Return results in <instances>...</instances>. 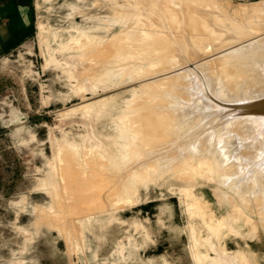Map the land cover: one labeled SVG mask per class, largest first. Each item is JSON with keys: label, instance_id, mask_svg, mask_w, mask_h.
Returning <instances> with one entry per match:
<instances>
[{"label": "rangeland", "instance_id": "374dc122", "mask_svg": "<svg viewBox=\"0 0 264 264\" xmlns=\"http://www.w3.org/2000/svg\"><path fill=\"white\" fill-rule=\"evenodd\" d=\"M37 2L41 5L37 6ZM263 34L264 0H0V264H264V216L260 218L256 211L245 212L263 227L256 231L243 226L241 219L247 217L240 208L234 214L242 216L231 214L233 203L226 198V188L216 181L218 177L211 178L203 170L195 173L197 167L190 168L189 159L181 162L182 166L188 165L179 166L180 179L173 183L170 171L164 174L159 169H145L148 173H142L145 167L141 168V164L146 159L140 157L145 158L152 148L148 145L157 146L152 138L163 136L162 131L150 132L154 121L147 118V108H161L159 100L169 95L182 100L193 96L192 92L185 95L188 89L184 86L192 82L187 81L191 78L186 76L187 72L184 74L186 69L195 62L209 65L215 61L211 67L206 64L208 72L219 67L220 75L225 65L212 67L215 57L223 64L225 52L231 47ZM174 41L182 42L179 48L184 51H178ZM199 49L200 56L191 53ZM185 51V57L194 65L188 59H183L189 61L184 62L185 66L181 62ZM220 54L224 59L221 56L222 60H218ZM233 65L229 68L241 72L227 67L228 71V64L222 68L226 72L221 71L229 72L227 75L233 72L236 78L240 73L242 82L239 83V77L238 84L232 80L238 87L227 86L242 92L241 83L247 86L246 75L242 66ZM216 72H212L214 76ZM183 76L187 77L185 84ZM228 77L224 78L229 80ZM160 81L165 82V87ZM144 84L152 90L144 89ZM166 84L175 89L169 91ZM183 84L184 96L180 92L184 91L183 87L180 90ZM193 85L192 82L190 87L195 92ZM164 90L168 91L164 94ZM172 91L175 93L168 94ZM191 97L184 101L187 103ZM169 98L165 102L176 101V96ZM150 101H154L153 107ZM241 105L235 108H242ZM167 106L161 109L169 111ZM169 122L168 128L172 124ZM175 127L177 130L178 125ZM168 128L165 131L170 134ZM117 129H126L123 133L128 135L119 134ZM122 134L126 141H122ZM172 136L167 142L177 140ZM235 139L239 142L241 138ZM69 157L75 160L71 170L81 169L79 173L74 171V178H69V166L65 165ZM140 158L141 169L137 171L141 174L136 171V160ZM92 165L99 172L102 170L97 172L99 177L95 174L98 182L102 179L101 187H97L95 175L85 173ZM192 170L197 175L188 179ZM91 176L97 185H92ZM118 176V186L108 188V180ZM193 177L199 179L191 182ZM166 178L170 181H164ZM93 186L98 188L94 193ZM193 186L197 187L198 197L204 196L202 202L207 200L202 208L204 213L196 210L195 199H186L182 194L185 189L193 190ZM73 191L79 194L77 198L85 195L73 198ZM89 194L97 196L92 198ZM234 216L241 219L236 222ZM210 222L216 223L215 227H210ZM235 222L240 223L237 226Z\"/></svg>", "mask_w": 264, "mask_h": 264}, {"label": "bare ground", "instance_id": "6f19581e", "mask_svg": "<svg viewBox=\"0 0 264 264\" xmlns=\"http://www.w3.org/2000/svg\"><path fill=\"white\" fill-rule=\"evenodd\" d=\"M208 1V0H207ZM41 5V3L40 2H37V6H40ZM206 5V4H205ZM214 5V4H213ZM203 7H204V5H203ZM252 11V10H251ZM253 12V11H252ZM194 20H196V19H194ZM193 20V21H194ZM193 21H191V22H193ZM196 21H198V20H196ZM190 22V25H192V27H194L195 25L194 24H192ZM193 23H195V24H197V22H193ZM200 23V22H199ZM218 23V22H217ZM194 25V26H193ZM217 26V25H216ZM220 26V25H219ZM184 27V26H183ZM199 27V26H198ZM200 27H201V25H200ZM203 27V26H202ZM197 28V27H196ZM216 28V27H215ZM164 29V28H163ZM194 29V28H193ZM202 29V28H201ZM196 30V29H195ZM189 31V30H188ZM199 31H201L200 30V28H199ZM195 32V31H194ZM203 32V31H202ZM197 33H198V31H197ZM200 34V33H199ZM212 34H213V32H212ZM196 35H198V34H196ZM209 35V34H208ZM233 36L235 35L234 33L232 34ZM123 36V35H122ZM201 36V35H200ZM199 36V39L201 38ZM205 36V35H204ZM204 36L202 37V40H203V38H204ZM210 36V35H209ZM190 37V36H189ZM189 37H187V38H189ZM196 37V36H195ZM198 37V36H197ZM196 37V38H197ZM177 38V37H176ZM184 38L185 37H183V42H184ZM174 39V38H173ZM179 41H180V39L179 38H177ZM177 39H175V41H177ZM182 40V39H181ZM186 40H188V39H185V42H186ZM194 40H197V39H194ZM202 40L200 41V44H201V42H202ZM174 41V43H176ZM190 41H192V40H190ZM190 41H188V43H191L192 44V42H190ZM197 41H199V40H197ZM203 41H206L205 39L203 40ZM113 42V41H112ZM208 42V41H207ZM116 43V42H115ZM177 43H178V41H177ZM176 43V45H178V47H177V49L179 48V45L182 43V42H180V44H177ZM205 43V42H204ZM203 43V44H204ZM209 43V42H208ZM186 44L187 43H185V45H184V43H183V46H186ZM190 44V45H191ZM189 45V44H188ZM187 45V46H188ZM205 45V44H204ZM73 46V45H72ZM106 46V45H105ZM108 46V45H107ZM192 46H194V45H192ZM195 46H197V43H196V45ZM201 46H202V44H201ZM200 46V47H201ZM207 46V45H206ZM204 47V48H207V47ZM111 47V46H110ZM120 47V49H122L121 48V46H119ZM124 47V46H123ZM181 47H182V45H181ZM190 48H191V46H189ZM103 48V47H102ZM118 48V47H117ZM129 48V47H128ZM128 48H126V49H128ZM194 48V47H193ZM199 48V47H198ZM111 49H112V47H111ZM123 49H125V48H123ZM125 49V50H126ZM132 49V48H131ZM181 48H179L178 49V51H181L182 49V51H184V48H182L181 50H180ZM197 49V48H196ZM203 49V48H202ZM186 50H188V48H186ZM193 50V49H192ZM204 50V49H203ZM222 50H224V49H222ZM221 50V51H222ZM228 50V49H227ZM99 51V50H98ZM197 51L199 52V51H201L200 49L199 50H194V52L192 51L191 53H193V54H197ZM214 51H216V50H214ZM225 51V50H224ZM186 52V51H185ZM184 52V53H185ZM218 52V51H217ZM217 52H215V53H217ZM220 52V51H219ZM219 52L217 53V54H219ZM223 52V51H222ZM97 53V52H96ZM121 53V52H120ZM123 53V52H122ZM179 53V55H181V53L180 52H178ZM209 53V52H208ZM214 53V52H213ZM215 53H214V55H215ZM118 54V53H117ZM116 54V55H117ZM127 54V53H126ZM207 56H208V54H207V52L205 53ZM113 55V54H112ZM115 55V54H114ZM130 55V54H129ZM187 55V52L184 54V56L183 55H181V56H183V58H181L182 59V61L181 62H183V59L185 60V59H188V58H186L185 56ZM198 56H200L199 54H197ZM205 55V56H206ZM210 55V54H209ZM213 55V54H212ZM211 55V56H212ZM225 55L226 56H224V58H226L223 62V64H222V61H220L219 59H221L222 60V58H223V55H221L220 54V57H218V60L220 61H217V57H215L216 58V63L215 64H213V66L212 67H216V66H226V64H228V66H224L226 69H227V67L229 68V65H231V63H232V65L233 64H237L239 67H241L242 69H243V74H244V72H245V78H246V83H247V86L245 87V85H243L242 83H241V85L243 86V88H242V92H240L241 91V89H240V91H236L237 89L239 90V88H237L238 86H237V84H238V81H236V79L241 75L240 73L238 74V72H237V78L233 75V72H232V75L231 74H229V75H227V74H224L226 71V69L225 70H223L222 68H224V67H221V70H223V72L220 70V75L218 74V69H219V67H217L216 69H212V68H210V72L212 73L213 71L214 72H216V70H217V76L219 75L220 76V79L216 76V73H215V76H214V74L212 73H209L208 72V66L211 64L212 65V62H215V61H212L211 62V60H212V58H211V60L209 61V59H208V61L209 62H211L209 65L207 64V62H206V64L208 65H206L205 63V65L202 63V62H195V61H193V63L196 65H194V64H192V60L190 61V59H188L190 62H191V64L190 65H194L193 67L191 66V67H189V66H187V67H189V69H188V71H187V69H186V71L184 72V74L187 72V74H186V76H188V77H190L191 79L189 80H187V81H191L192 80V82H193V84L195 85H193L194 87H195V89H196V91L195 92H193L192 90H194V89H192V87H190V85H192V82H190V84L189 83H187V81H185V79H187V77L185 78L184 76H183V78L182 79H184V80H182V82L183 81H185L186 83H187V85L186 86H184V84L180 87V90L182 89V87L184 86V87H186L187 89H188V94L185 92L186 90H185V88H184V91H180V92H182V94H183V92H185L184 94L185 95H189V94H192L193 93V96L192 95H189L187 98H189V97H191V100L189 99V101L186 103L184 100L185 99H187L186 97H185V99H179V98H177V95H174V96H172V97H170V95H169V97L171 98H169V97H165L166 99L167 98H169L170 100H172V99H174L175 98V96H176V101H174V100H172V101H169L170 102V104L171 105H168V101L167 102H165V98H164V103H166L165 105L168 107V109H169V107L171 108L169 111H166V110H162L161 108H163V109H166V108H164L165 107V105L163 104V101L162 100H159V101H161L160 102V104H158L157 102V104L158 105H161V108L160 107H158V109H154L155 111H153V110H149L148 108H147V111H149V112H147V111H145V112H147L146 114H148L147 115V118L149 117V118H151L153 121H154V125L152 126V130H150V132H152V134H154V133H157V132H160V131H162V134H163V136H161V137H163V138H166V139H162L161 137H156V138H152V139H154V141H153V143L155 144V145H157V146H152L151 144L150 145H148V148L149 147H152L151 149H148V151H147V155L146 156H148L149 158H148V160H151V162L149 163V162H147L146 163V161H148L147 160V157L145 156V158H143L144 156H140V157H142V159H146V160H143V162H142V164L140 163L141 162V158H140V160H136L137 162H136V164L138 165V167L137 166H134L135 168H136V171H137V169L139 168V170L141 169V168H144V169H142L141 170V172L144 170V172H145V169L148 171V172H154L155 171V169H159V173H166V172H169L170 171V180H172L171 182H178V179H180V178H178L179 176H177L178 174H180V172L181 171H178V170H182L181 168L182 167H186V165H188L189 163H191L190 164V168H192L191 166H193V169L195 168L196 169V167H197V172H195V173H197V174H200V172H202V170H203V172H207L206 174L207 175H209V177L211 176V178H213L212 176L214 175V177H215V175L218 177V180H216V181H218L219 183H221V185H223L225 188H226V190H225V192H227L226 193V198H227V200L229 199V200H231L232 201V208L234 209V211H233V209H232V212L233 213H231V214H233V215H235L236 214V217H239V216H242V214H246L245 212H253L254 213V211H256L257 213H259V217H260V215H262V217L264 216V34L263 35H261V36H257V37H255V38H253V39H250V40H248V41H246V42H241V46H234L233 48L231 47L227 52H225ZM121 56V55H120ZM128 56V55H127ZM177 56V55H176ZM181 56H179V57H181ZM188 56V55H187ZM196 56V55H195ZM204 55H202L201 56V58L203 57ZM219 56V55H218ZM221 56H222V58H221ZM209 57V56H208ZM208 57H205V60L208 58ZM200 58V59H201ZM215 58L213 57V60H215ZM223 58V59H224ZM118 59V58H117ZM199 59V58H198ZM120 60V59H119ZM188 60H186V62L185 63H188L189 61ZM227 60V61H226ZM179 61V60H178ZM179 61V62H180ZM198 61H200V60H198ZM203 61H204V59H203ZM117 62H119V61H117ZM174 62V61H173ZM184 62H183V65L185 66V64H184ZM217 62H219V63H221L222 65H219V63L217 64ZM225 62H226V64H225ZM227 62H229V63H227ZM178 65V64H177ZM181 65V64H180ZM211 65H210V67H211ZM184 66H182V67H184ZM207 66V67H206ZM234 66V65H233ZM237 66V67H238ZM186 67V68H187ZM235 67V66H234ZM233 67V68H234ZM238 67V68H239ZM233 68H229V69H233ZM185 69V68H184ZM212 69V70H211ZM229 69H227L228 71H229ZM235 69V68H234ZM233 69V70H234ZM240 69V68H239ZM167 70V69H166ZM238 70V69H237ZM236 69H235V72L237 71ZM241 70V69H240ZM181 71H183V68L181 69ZM180 70H179V72H181ZM239 71V70H238ZM178 72V71H177ZM178 72V73H179ZM234 72V73H235ZM239 72H241V71H239ZM182 74H183V72H181ZM181 73H179L180 74V76L182 75ZM221 73H222V75L224 74V75H227V76H229L230 77V75L232 76V77H234L233 79H232V77H228V79L229 80H226L224 77H226L227 78V76H221ZM192 74V75H191ZM174 75H178V74H174ZM163 76V75H162ZM171 76V75H170ZM169 76V77H170ZM193 78H192V77ZM168 77V76H167ZM173 77V76H172ZM178 77V76H177ZM182 77V76H181ZM181 77H179L180 79H181ZM216 77V78H215ZM221 77L223 78V79H225V80H223V81H228V83L226 82V83H224L222 80H221ZM242 77H243V75H242ZM153 78H154V76H153ZM157 78V77H156ZM163 79V78H162ZM166 79L167 80H169L168 78H165L164 77V80L166 81ZM231 79V80H230ZM173 80L174 79H172V81H170V82H173ZM179 80V79H178ZM194 80V81H193ZM232 80H235L236 82H237V84H235V83H233V81ZM238 80H239V83H240V81L242 82L244 79H240V77L238 78ZM230 81H231V83H230ZM234 81V82H235ZM150 82V81H149ZM155 83V81H152V83ZM160 82H162L163 84H164V86L163 87H165V82L164 81H160ZM151 83V82H150ZM149 83V84H150ZM151 83V84H152ZM157 83H158V81H157ZM166 83H169V81H166ZM179 83V82H178ZM171 85H173L172 83H170ZM170 84H166V85H168V86H166V89H167V87H168V90L169 89H171V90H173V89H175V87H171L170 86ZM182 84V83H181ZM227 84H230V86L231 85H233V84H235L237 87L236 88H234L233 86L230 88L229 86H227ZM157 85V84H156ZM240 84H239V86H241ZM141 86H145V88L144 89H146V88H150L151 89V87H150V85H149V87H146V85L144 84V85H141ZM140 86V87H141ZM147 86H148V82H147ZM158 86V85H157ZM188 86V87H187ZM152 87H153V85H152ZM189 87H190V89H189ZM193 87V88H194ZM177 88V87H176ZM232 88H234V89H236L235 91H236V93H238V94H235V91H234V89H232ZM143 89V90H144ZM150 89H149V91H150ZM164 89V88H163ZM192 89V90H191ZM232 89V90H231ZM152 90V89H151ZM168 90H166V92L168 91ZM177 90V89H176ZM178 90H179V88H178ZM177 90V92L176 93H178L179 91ZM189 90H191L190 92H189ZM170 91V90H169ZM231 91H234V93L233 92H231ZM142 92V91H141ZM145 93H147V90H145L144 91ZM151 92H153L154 93V91H151ZM163 93L165 92V90L164 91H162ZM165 92V93H166ZM174 91H172V92H168V94L169 93H173ZM179 92V93H180ZM192 92V93H191ZM152 93V94H153ZM164 93V94H165ZM175 93V92H174ZM184 94H183V96H184ZM156 95V94H155ZM157 95H159V94H157ZM160 95H163V94H161V91H160ZM207 96V98H204L203 96ZM147 96V95H146ZM182 96V95H181ZM181 96H178V97H180L181 98ZM182 96V98H184ZM174 97V98H173ZM178 99H179V102H177L178 101ZM111 100H113L112 98H111ZM157 100V99H156ZM188 100V99H187ZM186 100V101H187ZM110 101V100H109ZM148 101V100H147ZM180 101H184L183 103H185V104H183V103H181ZM207 101V102H206ZM146 102V101H145ZM193 102V103H192ZM238 102H240L239 104H241L242 103V108H235V106H237V107H239V104H236V103H238ZM152 103H154V101H152ZM151 103V101H150V105L152 104ZM162 104H163V106L164 107H162ZM190 104V105H189ZM236 104V105H235ZM149 105V106H150ZM157 105V106H158ZM234 105V106H233ZM148 106V107H149ZM151 107V106H150ZM152 107H153V104H152ZM152 107H151V109H152ZM154 107L156 108V105H154ZM159 108L161 109V111L159 110ZM167 109V110H168ZM145 110V109H144ZM152 111V112H151ZM171 111V112H170ZM239 113H237V112ZM234 113H237L236 115L234 114ZM141 115V114H140ZM145 115V114H144ZM196 115V117H193V116H195ZM169 117V118H168ZM190 117H193V118H191L192 120H190ZM146 118V119H147ZM166 118H167V120L169 119V121H167V122H169V123H172V124H174V125H172V124H170V126H169V128H168V125H166L167 124V122H166ZM194 118H198L196 121L194 120L193 121V119ZM150 119V120H151ZM171 119H172V121H171ZM175 119H176V122L175 123H173L174 121H175ZM186 119H189V122H187L186 121ZM148 121H149V119H147ZM186 121V122H183V121ZM142 121V120H141ZM144 121V120H143ZM190 121H192L193 123H190ZM147 122V121H146ZM198 122V123H197ZM138 123V122H137ZM143 124V123H142ZM149 124V123H148ZM178 125V128H177V130L176 129H174V127H175V125ZM125 125V124H124ZM136 125V124H135ZM127 126V125H126ZM151 126V125H150ZM172 126V127H171ZM174 126V127H173ZM120 127V126H119ZM125 127V126H124ZM123 126L121 127V128H124ZM136 127V126H135ZM139 127H142L141 125L139 126ZM144 127V126H143ZM142 127V128H143ZM165 127L166 128H168V130L171 132L170 134L168 133V131H167V129H166V131H167V133L168 134H166V131H165ZM177 127V126H176ZM175 127V128H176ZM181 127V128H180ZM133 128V127H132ZM150 128V127H149ZM117 130H119V134H120V132L121 133H123V131L125 130L126 131V129H117ZM134 130V129H133ZM139 131V130H138ZM165 133H164V132ZM127 132V131H126ZM142 132V131H141ZM192 133V134H190V133ZM124 135H128V133H123ZM122 134V136H124ZM158 134V133H157ZM171 135L172 136V134H173V136H172V139L173 138H176L177 140L175 141V139H171L172 140V142H167L168 140H170V138H171V136L170 137H164L165 135ZM241 134V135H240ZM126 135V136H127ZM159 135H160V133H159ZM178 135V136H177ZM122 136H121V139H123L122 138ZM126 136H124V139L122 140V141H124L125 140V137ZM176 136V137H175ZM197 136V137H196ZM151 137V136H150ZM194 137H196V138H194ZM194 138V139H193ZM235 138H241V139H239L240 141L238 142V139H235ZM235 139V140H234ZM151 140V139H150ZM161 140V141H160ZM126 141V140H125ZM152 141H150V143H152ZM175 141V142H174ZM235 143H234V142ZM236 141L238 142V143H240V145L239 144H237L236 143ZM242 141V142H241ZM100 142V141H99ZM160 142V144L158 145V143ZM177 142V146H175L176 143ZM178 142L180 143V142H182V143H180L179 145H178ZM102 144H103V141L101 142ZM157 143V144H156ZM205 144V147L203 146L202 147V144ZM234 143V144H233ZM119 144V143H118ZM124 144V143H123ZM122 143H121V145H123ZM138 144V143H137ZM203 144V145H204ZM147 145V144H146ZM160 145H162V146H160ZM87 146V145H86ZM99 146V148H100V150H101V147H100V144L98 145ZM123 146H125V145H123ZM158 146H160V148L158 147ZM105 147V146H104ZM154 147H158L159 149H154ZM175 147H177V148H175ZM239 147V148H238ZM244 148L245 149V151H244V149H243V151L241 150V152H243V153H241L240 152V148ZM95 149H97V147L95 148ZM102 149H103V146H102ZM236 149H238L239 150V152H238V150L236 151ZM93 150V149H92ZM237 152H238V154H237ZM95 153H97L98 154V152H95ZM56 154V153H55ZM88 154V153H87ZM96 154V155H97ZM186 154L188 155V157H186L185 158V156H186ZM94 155V154H93ZM74 156V155H73ZM83 156H85V155H83ZM92 156V155H91ZM78 157V156H77ZM86 157H88V156H86ZM85 157V158H86ZM97 158V157H96ZM81 159V158H80ZM99 159V158H98ZM189 159V161L187 162L188 164H186V165H184L183 164V166L181 165V162L183 161V162H186L187 160ZM101 160H104V159H101ZM184 160H186V161H184ZM89 161V160H88ZM95 161V160H94ZM140 161V162H139ZM72 162H75V160L74 161H72V158L71 157H69L68 159H66L65 160V165L67 164V167H68V169L70 170L69 171V173H68V176H69V178L70 177H73V176H76V174L74 175V173L77 171L78 172V170H81V169H77V170H71L74 166H71V164H72ZM102 162V161H101ZM104 163V161L102 162V166L104 165L103 164ZM141 164V168L139 167L140 166V164ZM143 163H145L146 164V166L145 165H143ZM149 163V164H148ZM75 164V163H74ZM80 164V163H79ZM89 164V163H88ZM92 164V163H91ZM97 164V166L99 167V165L98 164H100L101 165V163L99 162V163H96ZM135 163H132L131 165H136ZM85 165V164H84ZM95 165V164H94ZM131 165H129L128 167H130ZM174 165V166H173ZM97 166H94V168H92L93 167V165L90 167V168H88L87 170H85L86 172V174H89V175H95V174H97V172L100 174V172L102 171H100L99 172V169H98V167ZM144 166V167H143ZM179 166H182L181 168L179 167ZM194 166H196V167H194ZM253 166H255L254 167V169H252L251 170V168H253ZM77 167V166H76ZM96 167V168H95ZM105 166H103L102 168H104ZM132 167V166H131ZM198 167H199V169H198ZM201 168V169H200ZM63 169V168H62ZM62 169H60V170H62ZM67 169V170H68ZM82 169H84L83 167H82ZM183 169H187V168H183ZM66 170V169H65ZM105 170V169H104ZM137 171V172H139L140 174H141V172L140 171ZM75 171V172H74ZM132 171V170H131ZM187 171V170H186ZM190 171H191V169H190ZM63 172V171H62ZM82 172V171H81ZM148 172H145V174L146 173H148ZM185 172V171H184ZM188 172H189V170H188ZM79 173V172H78ZM77 173V174H78ZM84 173V172H83ZM143 173V172H142ZM185 173H187V172H185ZM184 173V174H185ZM99 174H97L98 175V177H99ZM138 174V173H137ZM145 174H143L142 176H144ZM192 174H193V176H194V173H193V170H192V173L191 174H188L189 175V178L188 179H192ZM197 174H195V176L197 175ZM203 174V173H202ZM102 175V174H101ZM188 175L186 176V178L188 177ZM81 175H79V177H80ZM84 176V175H83ZM141 176V177H142ZM174 176L175 177H177V180L174 178ZM194 176V177H195ZM199 176H201V175H199ZM205 176V175H204ZM77 177V176H76ZM78 177V178H79ZM95 177H96V175L94 176V179H95ZM183 177H185L184 175H183ZM191 177V178H190ZM194 177H193V181L191 180V182H194L196 179L198 180L199 178H197L196 177V179L194 180ZM202 177V176H201ZM74 178V177H73ZM77 178V179H78ZM81 178V177H80ZM84 178V177H83ZM82 178V179H83ZM91 178L93 179V177L91 176ZM97 178V177H96ZM102 178V177H101ZM119 176L116 178V179H114V180H111V181H109L108 180V188H116L118 185L115 183V181H119ZM182 178V177H181ZM207 178V177H206ZM76 179V180H77ZM87 179H90V178H88L87 177ZM86 179V180H87ZM94 179L93 180H91V183L94 181ZM99 179V178H98ZM141 180L143 179V178H140ZM144 179H145V176H144ZM143 179V180H144ZM61 180V179H60ZM71 180H72V178H71ZM79 180L80 179H78V182H79ZM97 179H95V181H96ZM100 180V179H99ZM99 180H97V183H98V185H97V183L96 182H93V183H95L96 185H97V187L98 186H100L101 184H99L100 182H102V179H101V181L100 182H98ZM170 180H167V178L164 180V181H170ZM182 180V179H181ZM72 181H75V180H72ZM88 181V180H87ZM180 181V180H179ZM189 181V180H188ZM206 181V180H205ZM215 180H213V182H214ZM68 182V181H67ZM70 182V181H69ZM82 181L80 180V182L79 183H81ZM89 182V181H88ZM120 182V181H119ZM196 182H198V181H196ZM75 183H77V181L75 182ZM90 183V182H89ZM93 183H92V185H93ZM188 183V182H187ZM216 183V182H215ZM88 184V183H87ZM86 184V185H87ZM123 184V183H122ZM214 184V183H213ZM62 185V184H61ZM65 185V184H64ZM81 185H82V183H81ZM84 185V184H83ZM89 185V184H88ZM91 185V186H92ZM95 185V186H96ZM192 185V184H191ZM66 187H68V186H66ZM86 187V186H85ZM97 187H94L93 186V188H92V191L94 190L95 191V189L97 188ZM101 187V186H100ZM99 187V188H100ZM119 187H121V185H119ZM185 187V186H184ZM187 187V186H186ZM192 187V186H191ZM90 188V189H91ZM189 188V187H188ZM195 187L193 186V190H190V189H185L183 192L184 193H182V194H184V197H186V199H195V206H196V210H197V208H199L198 210H202L203 211V213H204V209H202L203 208V205H204V202L205 201H207V200H205L204 202H202L203 200L202 199H204V196L202 197V196H199L198 197V195H197V192H198V190L196 189H194ZM218 188V187H217ZM66 189V188H65ZM101 189V188H100ZM183 189V188H182ZM83 190V189H82ZM96 190H98V188L96 189ZM71 191V190H70ZM84 191V190H83ZM92 191H91V193L90 194H92ZM94 191H93V193H94ZM180 192H181V190H179ZM213 191V190H212ZM76 191H73V194L75 193ZM82 192V191H81ZM90 191H88V193H89ZM99 192V191H98ZM98 192H96V194L98 193ZM224 192V193H225ZM100 193H101V191H100ZM201 193V192H200ZM221 193V192H220ZM223 193V194H224ZM89 194V195H90ZM102 194V193H101ZM215 194V193H214ZM219 194V193H218ZM222 194V195H223ZM70 195V194H69ZM77 195H79L78 193H77ZM77 195H76V193H75V196L73 197V196H71V198L73 197V198H77ZM85 195V194H84ZM83 195V196H84ZM203 195V194H202ZM225 195V194H224ZM81 196V198H83V196L82 195H80ZM80 196H78V198H80ZM88 196V195H87ZM94 196H97V195H90V197H94ZM218 197V196H217ZM77 198V199H78ZM70 199V198H69ZM95 199V198H94ZM98 199V198H97ZM234 199H237V201H235ZM81 200V199H80ZM80 200H78V201H80ZM87 200V199H86ZM86 200H84V201H86ZM227 200H224V201H227ZM73 201V200H72ZM75 201H77V200H75ZM74 201V202H75ZM218 201H221L222 202V200H218ZM231 201H228V202H231ZM81 202H82V200H81ZM238 202H239V204H241V206H239V204H238ZM79 203V202H78ZM200 203H201V208L199 207L200 206ZM203 203V204H202ZM76 204V203H75ZM81 204V203H80ZM86 204H87V202H86ZM85 204V205H86ZM89 204V203H88ZM87 204V205H88ZM198 204V205H197ZM222 204V203H221ZM225 205H227V203H224ZM224 204H222V205H224ZM221 205V206H222ZM230 205V204H229ZM67 206V205H66ZM77 206V205H76ZM79 206V205H78ZM84 206V205H83ZM75 208V207H74ZM81 208V207H80ZM86 207H84V209H85ZM193 208V207H192ZM204 208H206V207H204ZM242 209V214H240V215H237L238 213H235L234 214V212L236 211V210H238V209ZM187 209H189V208H187ZM190 209H191V207H190ZM76 210V209H75ZM83 210V209H82ZM192 210V209H191ZM194 210V209H193ZM189 211V210H188ZM202 213V212H201ZM206 213H208V215H209V212H205V214ZM257 213H255V215L257 214ZM210 214H211V211H210ZM193 216H194V213L192 214ZM191 215V216H192ZM212 215V214H211ZM247 215V214H246ZM245 215V216H246ZM250 215V214H249ZM248 215V216H249ZM253 215V214H252ZM200 216V215H199ZM202 216H205L204 214H202ZM207 216V215H206ZM244 216V217H245ZM248 216H246L247 217V219L245 220V219H241V221H243L241 224H243V226L246 224V227H248L247 229H249V227H250V229L251 230H255L256 229V231L258 230L259 231V226H262L263 227V225H261L258 221H255L254 219H252V220H250L249 219V217ZM254 216V215H253ZM257 216V217H258ZM209 217H210V215H209ZM212 217V216H211ZM256 217V216H255ZM255 217H251V218H255ZM88 218V217H87ZM205 218H208V217H205ZM215 218V217H214ZM261 218V217H260ZM95 220V218H93L92 217V219L91 220ZM210 219V218H209ZM213 219V218H212ZM234 219H235V221L236 222H238V220H240V219H238L237 220V218H235V216H234ZM256 219V218H255ZM90 220V221H91ZM207 220V219H206ZM220 220V219H219ZM225 220V219H224ZM246 222H245V221ZM84 221V219L82 220V222ZM85 221H86V219H85ZM210 221H212V220H210ZM262 221V220H261ZM82 222H81V224H82ZM97 222H98V220H97ZM236 222H235V224L234 225H237L238 226V224L240 223H237L236 224ZM88 223H90V222H88ZM232 223V222H231ZM234 223V222H233ZM262 223V222H261ZM95 224H97V223H95ZM210 224H214V222H210ZM210 224H209V226H210ZM216 224V223H215ZM214 224V225H215ZM219 223H217V225H218ZM221 224V223H220ZM220 224H219V226H220ZM240 224V225H241ZM85 225V224H84ZM210 226V227H215L214 225L213 226ZM233 225V224H232ZM233 225V226H234ZM90 226V225H89ZM218 226V227H219ZM215 229V228H214ZM261 230V229H260ZM198 257V256H197ZM207 257H209V256H207ZM199 258V257H198ZM202 258V257H201ZM200 260V259H199ZM214 260V259H213ZM199 262H201V260L199 261ZM198 263V262H197ZM196 263V264H197ZM202 263H205V262H202ZM208 263V262H207ZM201 264V263H200Z\"/></svg>", "mask_w": 264, "mask_h": 264}]
</instances>
